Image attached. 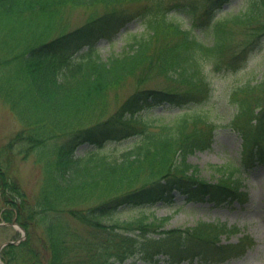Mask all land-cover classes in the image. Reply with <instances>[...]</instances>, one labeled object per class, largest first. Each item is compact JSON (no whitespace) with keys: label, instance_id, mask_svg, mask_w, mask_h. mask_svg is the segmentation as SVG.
<instances>
[{"label":"trees","instance_id":"16d2710c","mask_svg":"<svg viewBox=\"0 0 264 264\" xmlns=\"http://www.w3.org/2000/svg\"><path fill=\"white\" fill-rule=\"evenodd\" d=\"M228 1L0 0V26L8 31L0 29V98L18 102L23 128L16 138L41 169L38 190L29 196L0 165V221L24 231V239L2 249L4 264H120L134 257L154 263L159 256L178 264L198 255L195 246L203 247L201 259L221 262L249 246L246 237L220 244L222 235L237 231L221 222L164 229L167 217L143 214L174 192L189 193L188 201L195 202L203 195L245 200L239 178L223 172L213 184L188 161L208 149L214 136L215 126L198 113L211 77L239 70L264 40L260 33L232 45L226 35L228 24L264 12L258 0H248L235 15L198 20L199 6L205 13ZM76 14L80 21L72 19ZM180 15L189 20L187 27ZM134 21L143 32L125 40L120 54L103 59L92 45L80 51L81 39L91 44L100 33L121 36ZM195 30L212 40L199 39ZM154 78L164 86L145 88ZM129 80L133 87L122 97ZM262 93L264 78L232 97L236 113L229 126L243 141L246 169L264 161V109L255 95ZM174 107L179 109L168 113ZM151 108L172 118L163 122L160 115L145 114ZM130 136L136 139L124 143ZM82 145L91 148L76 154ZM126 209L137 214L117 222Z\"/></svg>","mask_w":264,"mask_h":264},{"label":"rangeland","instance_id":"374dc122","mask_svg":"<svg viewBox=\"0 0 264 264\" xmlns=\"http://www.w3.org/2000/svg\"><path fill=\"white\" fill-rule=\"evenodd\" d=\"M177 3H188V0H172ZM191 1V0H190ZM263 5L264 0H258ZM248 0H230L221 3L212 10H204L199 6L197 10L198 20L213 22L216 16L235 15L243 11ZM214 13V17H211ZM182 18L183 28L189 25V20ZM73 20L80 21L81 15L76 14L72 17ZM201 21V22H202ZM240 23L228 24L229 41L232 45L247 43L253 36L258 34L264 35V12L259 15L242 17ZM3 34H6L3 28ZM125 34L119 33H100V37L91 44H84L81 39L80 51L87 50L88 46L92 45L93 49L99 52L100 58L106 59L111 54H120L123 51L125 40L130 41L136 33H141L142 26L137 22L128 23L122 30ZM195 34L199 39L206 43L212 37L205 35L203 31L195 30ZM2 35V34H1ZM0 35V37H1ZM91 38V37H88ZM212 40V39H211ZM244 45V44H243ZM114 46V49L113 47ZM252 54L247 59L245 64L236 71H225L222 73H214L211 77V90L209 97L200 106L198 113L207 121L215 126L214 136L208 149L196 151L188 157L191 164L196 165L200 170L201 177L210 183H215L219 176L225 172L232 175V179L239 178L241 188L245 193V200L238 204L235 200L224 199L222 195L209 199L208 195H203L199 201H188L190 194L181 195L174 192L168 201H155L143 214L151 213L156 218L167 217L164 229L184 228L193 226L197 222H221L227 227L234 226L237 231L229 234L227 237H220V244H236L241 238H249L246 243L249 245L239 254L230 259L221 262H208L201 259L199 252L203 249L202 246L191 247L193 253L198 255L191 256L185 261L178 264H264V161L253 163L254 165L248 169L242 168V139L240 134L235 129L230 128L229 122L236 113V107L232 102L233 95L243 89L245 84L250 82L255 86L264 78V40L252 49ZM66 58V57H65ZM133 80L126 82L123 89L120 91V96L125 97L129 94L133 87ZM149 88H162L164 84L161 79L154 78L144 84ZM12 91V90H11ZM13 92V91H12ZM16 94L15 92H13ZM261 96V110L264 109V93L255 94ZM241 96V95H240ZM22 99L21 95H18ZM110 108L114 107V100H110ZM18 102L14 96L7 97V100L0 98V165L6 167L5 170L9 177L16 180L19 188L27 195L33 196L39 187L41 181V169L39 164L35 162L34 156L23 152L20 143L16 138L18 131L23 128L22 123L16 117ZM162 108H151L145 114L151 116L160 115L164 122L171 119V115L165 116L167 112L160 111ZM179 109L174 107L168 113L173 114ZM259 113V111L257 110ZM21 115H23L21 113ZM155 130L154 128H149ZM136 139V136L127 137L124 141L129 143ZM91 146H79L75 153L81 154L84 150L90 149ZM256 153H261L258 147L253 149ZM218 169V170H217ZM0 203V209L2 208ZM137 214L134 210H123L119 212L116 221H124L132 218ZM117 221V222H119ZM112 222L107 220L105 223ZM0 223H2L0 221ZM111 224V223H110ZM16 223L8 226L0 225V247L6 242L19 241L24 231L19 227L16 230ZM15 226V227H14ZM39 233V232H36ZM34 248H39L42 253L43 246L40 241L33 238ZM202 248V249H201ZM191 259V260H189ZM0 264H4L1 259ZM120 264H167L163 256L154 263H148L138 258H128Z\"/></svg>","mask_w":264,"mask_h":264},{"label":"water","instance_id":"95a60500","mask_svg":"<svg viewBox=\"0 0 264 264\" xmlns=\"http://www.w3.org/2000/svg\"><path fill=\"white\" fill-rule=\"evenodd\" d=\"M8 244H9V242L3 244V245L0 247V250H1L3 247H5L6 245H8Z\"/></svg>","mask_w":264,"mask_h":264}]
</instances>
